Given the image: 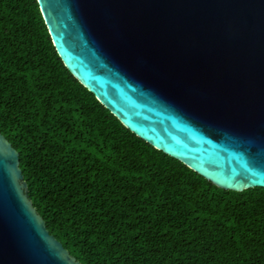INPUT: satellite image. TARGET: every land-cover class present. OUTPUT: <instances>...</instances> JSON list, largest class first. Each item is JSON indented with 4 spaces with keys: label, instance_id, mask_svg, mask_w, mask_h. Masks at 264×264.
<instances>
[{
    "label": "trees",
    "instance_id": "1",
    "mask_svg": "<svg viewBox=\"0 0 264 264\" xmlns=\"http://www.w3.org/2000/svg\"><path fill=\"white\" fill-rule=\"evenodd\" d=\"M0 132L80 264H264V187H218L129 130L66 67L38 0H0Z\"/></svg>",
    "mask_w": 264,
    "mask_h": 264
},
{
    "label": "water",
    "instance_id": "2",
    "mask_svg": "<svg viewBox=\"0 0 264 264\" xmlns=\"http://www.w3.org/2000/svg\"><path fill=\"white\" fill-rule=\"evenodd\" d=\"M70 72L129 130L218 187H264V0H38ZM0 132V264H80Z\"/></svg>",
    "mask_w": 264,
    "mask_h": 264
}]
</instances>
